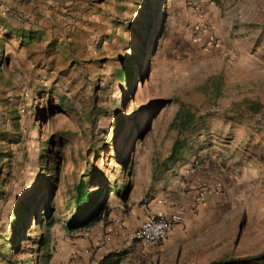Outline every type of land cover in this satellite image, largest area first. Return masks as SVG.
Segmentation results:
<instances>
[{
  "label": "rangeland",
  "instance_id": "1",
  "mask_svg": "<svg viewBox=\"0 0 264 264\" xmlns=\"http://www.w3.org/2000/svg\"><path fill=\"white\" fill-rule=\"evenodd\" d=\"M62 1L59 25L43 18L39 38L32 33L38 44L13 62L0 34V164L7 172L0 242L11 234L18 202L49 174L46 155L58 170L49 177L56 180L49 264L97 260L105 234L99 222L65 225L71 189L89 163L115 186L131 185L127 201L109 194L110 208L122 204L132 214L127 202L139 186L198 190L209 207L205 224L168 252L160 242L132 240L134 229L117 264H264V0H163V33L130 88L116 70L140 0ZM8 44L20 49L17 40ZM175 142L180 151L169 156ZM198 175L204 183L195 182ZM24 234L9 259L41 264L35 232Z\"/></svg>",
  "mask_w": 264,
  "mask_h": 264
},
{
  "label": "trees",
  "instance_id": "2",
  "mask_svg": "<svg viewBox=\"0 0 264 264\" xmlns=\"http://www.w3.org/2000/svg\"><path fill=\"white\" fill-rule=\"evenodd\" d=\"M161 4H163V0H156L155 4H152L150 0H140V10L136 12L131 20L130 41L127 47L129 52L121 56L120 61L122 64L116 70L120 82L127 88L131 87L138 73H143V70L147 68L157 41L163 33V15L165 14L161 12ZM114 126H117V124L114 123ZM178 151H180V144L175 142L169 156L177 154ZM0 156L3 155L0 154ZM123 161L125 160L121 159V162ZM43 163L49 174L42 175L31 187V192L24 196L15 207L10 225L11 234L0 242V264H11V262L13 264L14 261L9 259V255L13 253L16 241L25 235V230L28 233L35 232L36 236L34 235L31 239H36L34 243L38 252L36 262L49 264L51 260V254L48 251V238L49 229L53 225V216L50 212L53 209L51 202L54 190L53 181L56 180L51 181L49 177L56 174L58 170L47 165L46 155ZM6 174L7 172L0 164V200L5 193L3 186L6 180L3 175ZM92 186L95 188L94 190L90 189ZM130 191L131 185L125 184L122 188L115 186L102 171L89 163L85 172L80 175L71 189L72 194L70 197L73 209L69 219L65 221L66 227L69 230L78 229L107 218L110 212L109 194L114 192L123 201H127ZM32 222L33 226L29 228ZM135 241L140 242L139 240ZM125 253L124 250L111 251L103 255L101 259L93 261L92 264H117ZM249 261V259L213 260L206 264H246Z\"/></svg>",
  "mask_w": 264,
  "mask_h": 264
},
{
  "label": "crops",
  "instance_id": "3",
  "mask_svg": "<svg viewBox=\"0 0 264 264\" xmlns=\"http://www.w3.org/2000/svg\"><path fill=\"white\" fill-rule=\"evenodd\" d=\"M63 5L62 0H0V34L8 36L6 40L0 41L3 53L8 56L6 57L8 62L26 55L27 51L23 49L24 47L31 46V43L38 44L33 41L35 38L32 37V33H37L36 37L41 34L40 23L43 18L55 24L56 27L59 25L56 19L57 12ZM12 40L18 41L20 49L17 52L8 50L12 47L8 42ZM28 53L31 54L32 50ZM201 167L205 165L201 164ZM204 178L198 175L195 182L204 183ZM139 189H142L141 186L135 188L134 197L131 198V202H127L128 208L132 206V214L130 210L124 212L123 205L117 203L111 206L107 218L97 223L102 234L105 233L104 239L99 236L101 245L95 255L97 260L98 254L103 256L111 251H121L120 248L125 245L130 246L129 234L147 218L157 213L168 216L173 212L181 211L184 216L183 221L160 241V247H165L167 252L170 247H176L180 242L188 240L190 234L194 232V227L199 228V225L205 224L204 217L209 207L201 204L203 198L198 190L183 193L170 192L164 188H157L153 192L148 191V187L141 191ZM139 191L140 197L136 196Z\"/></svg>",
  "mask_w": 264,
  "mask_h": 264
},
{
  "label": "built area",
  "instance_id": "4",
  "mask_svg": "<svg viewBox=\"0 0 264 264\" xmlns=\"http://www.w3.org/2000/svg\"><path fill=\"white\" fill-rule=\"evenodd\" d=\"M183 218L181 211L173 212L168 216L157 213L142 222L132 233L131 239L149 245L157 244L174 230L183 221Z\"/></svg>",
  "mask_w": 264,
  "mask_h": 264
}]
</instances>
